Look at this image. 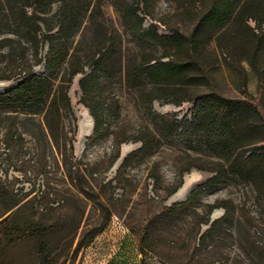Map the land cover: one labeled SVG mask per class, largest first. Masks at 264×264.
<instances>
[{
	"label": "rangeland",
	"instance_id": "374dc122",
	"mask_svg": "<svg viewBox=\"0 0 264 264\" xmlns=\"http://www.w3.org/2000/svg\"><path fill=\"white\" fill-rule=\"evenodd\" d=\"M120 2L92 0L104 24L103 30H97L90 12L84 11L87 0H40L39 10L47 12L44 16L51 24L62 4L77 8L79 29L67 41L69 53L84 64L103 46L108 50L109 70L85 97L78 86L82 75L73 78L67 91L69 111L48 109L45 103L36 115L0 113V191L4 193L0 214L10 201L22 199L16 216L15 208L5 214L8 222L3 231L10 239L16 236L15 227L29 230L24 238L0 248V264H36L43 243L53 264H264V116L239 92L243 77L247 92L258 97V75L246 57L256 47L254 63L264 75V38L248 43L230 26L234 50L221 51L216 28L199 22L207 0H149L148 8L140 5L138 12L144 27L155 26L159 35L175 29L192 36L196 45L192 50L185 44L145 42L126 29ZM31 9L34 5L26 10ZM1 17L0 77L18 79L28 65L42 74L43 63H34L33 39L14 20L15 14L5 10ZM249 25L253 27L252 22ZM46 52L44 44L38 58ZM150 56L181 65V75L157 86L169 99L212 93L228 101L225 121L236 131L239 150L232 155V147L221 140L158 135L145 112L152 86L144 77L126 76ZM69 70L64 63L59 80L65 81ZM90 70L84 67L86 73ZM75 79L77 89L72 95ZM73 97L94 107L101 122V138L94 142L89 134L79 153ZM152 109L182 119L191 117L193 104L174 106L160 100L152 103ZM149 132L158 141L156 148L146 155L136 154L140 144L133 138ZM116 144L119 158L113 161ZM69 145L72 163L82 169L84 181H71L67 174L63 155L68 156ZM259 147L263 149L258 151ZM122 148L126 149L123 156ZM239 151L255 155L236 175L234 157ZM190 164L203 169L184 172ZM214 168L221 169L219 184L186 204L190 192L215 175L204 169ZM185 177L194 180L191 189L183 199L170 200ZM216 203L224 208L213 210L208 223H202L206 205Z\"/></svg>",
	"mask_w": 264,
	"mask_h": 264
},
{
	"label": "trees",
	"instance_id": "16d2710c",
	"mask_svg": "<svg viewBox=\"0 0 264 264\" xmlns=\"http://www.w3.org/2000/svg\"><path fill=\"white\" fill-rule=\"evenodd\" d=\"M120 3L126 29L141 41L167 44L175 47L185 44L192 50L195 49L196 44L192 36H186L175 29H169V35H159L155 26H143L144 19L139 16L138 12L140 11V5L148 8L149 0H121ZM33 5L34 9H31V12H27L26 9L32 8ZM39 7L40 0H0V34L3 30L1 13L7 10L13 16L15 14L14 20H18L26 34L33 39L32 48L35 65L44 64L43 73L40 75L33 72L32 65H28L18 79L9 76L0 77V81L19 80V84L15 88L0 93V113L36 115L42 111L40 106L45 103H49L48 109L69 111L70 103L67 91L69 84L76 75H82V78L78 81V86L82 96L85 97L92 92L98 80L108 73L109 64L106 61L108 50L103 46L95 49L84 64L75 62V55L70 54L68 51L67 41L74 37L79 29L77 8L67 3L62 4L55 13L57 18L55 24H51L50 18L44 16L47 12L40 11ZM87 10L90 12V19L97 27V30H103L104 24L101 21L99 7L92 3V0H87L84 11ZM199 22L203 25L215 27L217 31V47L221 51L225 50L230 53L234 50V46L229 40L230 34L228 32L230 26L236 29L237 35L248 40V43H257L264 38V0H207L200 13ZM249 22L253 23V27L249 25ZM42 31L44 32L43 35L41 39H38V35ZM44 44L47 45V52L44 58H38V54L43 49ZM256 52L257 48L253 47L252 52L246 59L258 75V97L252 96L247 92L243 77L240 81L239 92L242 96L250 99L257 113L264 116V75L260 73L258 66L254 63ZM66 62L70 66L67 79L65 81L59 80V71ZM85 66L91 68L89 73L84 71ZM180 66L174 61H162L161 58L150 56L142 58L126 76L133 80L144 77L152 86L146 99L145 112L158 129V135L163 138L184 137L207 142L221 140L227 147H232L233 155L239 148L236 147V131L231 130L230 125L225 121L229 105L228 101L212 93L201 94L188 99H169L163 93L166 91L157 87L159 84H170V81L181 75ZM160 100L174 106H180L183 102L192 103L191 117L177 119L175 115L167 116L157 113L152 109V103ZM81 103L89 111V115L93 120L90 138L95 142L102 136L100 117L96 109L87 105L84 99H81ZM49 132H51L50 128ZM133 141L140 144L136 154L143 155L151 153L158 144L151 132L141 133L134 137ZM118 146L119 144H116L117 150L113 156V161L119 158ZM262 149L263 147H259L258 151ZM71 152L72 145H69L68 156L63 155V164L67 174L71 181H84V175L81 173L82 169L72 163ZM247 154L248 151H239L235 155L234 174L239 175L238 170L243 169L244 165L255 155L254 153ZM126 162L127 158L123 160L122 164ZM190 168L203 169V167L190 164L184 169V172H188ZM204 170L215 175L203 185L192 190L186 198V204L197 201L202 194L214 190L216 185L219 184L221 169ZM174 190H170L169 194L173 193ZM3 194L0 191V197ZM21 202L22 199L20 198L10 201V204L0 214V242H2L0 248L5 244L24 238L29 232L24 226L15 227L16 236L8 239L6 232L3 231L8 222V217H4L5 214L15 208L14 215L16 216L21 208ZM217 208H224L223 203L206 205V213L201 222L204 224L208 223L209 214ZM214 222L210 224V228L214 226ZM30 232H34V229L30 230ZM197 247L201 248L202 244L198 243ZM36 264H53L47 254L44 243L40 245L38 250V262Z\"/></svg>",
	"mask_w": 264,
	"mask_h": 264
},
{
	"label": "bare ground",
	"instance_id": "6f19581e",
	"mask_svg": "<svg viewBox=\"0 0 264 264\" xmlns=\"http://www.w3.org/2000/svg\"><path fill=\"white\" fill-rule=\"evenodd\" d=\"M15 83H0V91H4L14 86ZM77 89V79L74 80V83L71 88V94L73 95L74 91ZM79 100L73 97V105H74V113L77 118V144L75 145V150L79 153L82 150V143L85 141V137H87L91 133L92 121L87 112V109L78 103ZM126 152L125 148L121 150V156H123ZM194 180L190 177H185L183 184L177 189V191L172 195L170 200H180L183 199L189 190L191 189Z\"/></svg>",
	"mask_w": 264,
	"mask_h": 264
},
{
	"label": "water",
	"instance_id": "95a60500",
	"mask_svg": "<svg viewBox=\"0 0 264 264\" xmlns=\"http://www.w3.org/2000/svg\"><path fill=\"white\" fill-rule=\"evenodd\" d=\"M44 65V64H43ZM19 84V82H17L14 86H12V87H10L9 89H7V90H4V91H0V93H2V92H5V91H8V90H11L12 88H15L17 85ZM87 112H88V114H89V111L87 110ZM90 116V115H89ZM91 118V117H90ZM91 121H92V128H93V120H92V118H91ZM92 128H91V133H92ZM90 133V134H91Z\"/></svg>",
	"mask_w": 264,
	"mask_h": 264
}]
</instances>
